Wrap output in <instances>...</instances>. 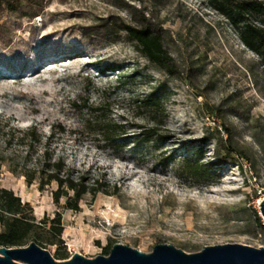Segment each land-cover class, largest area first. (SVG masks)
<instances>
[{
    "label": "rangeland",
    "instance_id": "rangeland-1",
    "mask_svg": "<svg viewBox=\"0 0 264 264\" xmlns=\"http://www.w3.org/2000/svg\"><path fill=\"white\" fill-rule=\"evenodd\" d=\"M128 3L147 11L173 60V75L143 56L124 32L116 33L121 22L133 21ZM157 84L167 113L159 132L168 137L134 146L135 134L150 126L134 100ZM82 99L105 103L106 116L120 125L114 143L89 130L86 110L72 107ZM34 124L41 143L33 157L48 146L75 175L88 182L104 177L107 191L83 195L72 210L65 198L53 200L55 183L39 188L37 176L28 183L19 169L13 171L24 147L6 133ZM224 126L248 155L242 171L237 161L216 158ZM196 150L213 172L207 185L178 173L180 156ZM171 154L175 161H163ZM34 165L32 159L28 166ZM0 185L21 197L36 222L60 214L63 244L46 249L65 250L68 258L75 252L93 258L114 243L142 252L168 243L188 253L224 243L264 246L260 58L206 0H33L14 12L2 10ZM38 231L53 238L46 227Z\"/></svg>",
    "mask_w": 264,
    "mask_h": 264
},
{
    "label": "trees",
    "instance_id": "trees-1",
    "mask_svg": "<svg viewBox=\"0 0 264 264\" xmlns=\"http://www.w3.org/2000/svg\"><path fill=\"white\" fill-rule=\"evenodd\" d=\"M33 0H0V11H16L22 4L30 3ZM155 1V0H150ZM207 5L215 9L220 15L224 16L229 24L239 30V38L243 45L259 58L264 68V0H206ZM128 9L133 15V21L122 23L116 33L124 32L128 41L135 44L136 49L145 56L151 63L160 69L174 74L173 60L164 48L162 36L153 30L150 18L139 5L128 3ZM37 15V14H35ZM107 24V23H106ZM161 84H157L149 91L139 94L134 100L136 110L142 112L150 123V126L135 134L134 146L149 142H158L166 139L168 135L160 133V127L164 125L167 113L163 101V94L160 90ZM81 104L72 103V107L78 111L86 110L88 117L85 124L89 130L98 135L104 143H114L120 136L117 131L120 127L113 119L105 114V103L97 105L90 104L82 99ZM58 128L62 130L61 126ZM55 126L45 137V142L50 141L51 135L55 132ZM226 138L217 137L215 141L216 158H224L230 161L241 162L242 158H248L246 152L235 146L231 142V132L224 126ZM8 140L15 139L19 145L24 147L21 155V164H14L13 171L19 169L25 181L31 183L38 177V187L42 188L50 183L56 184V189L52 192L53 200L58 202L62 197L65 198L67 208L77 210L83 195L89 193L96 196L105 193L109 183L104 177L93 178L88 182L84 175H75L73 170L68 167L62 157L53 159L48 146H44L41 154L33 157L37 152V145L41 143V136L37 131L36 124L24 130L12 132L11 128L6 133ZM171 154L163 161L172 159ZM236 156V157H235ZM34 159V166H28ZM175 161V158H173ZM241 171L242 164H239ZM178 173L186 181L203 182L208 184V179L213 172L209 165L202 161V153L196 150L195 153L180 156L177 160ZM113 193H117L119 188L114 184ZM0 246L18 247L26 246L30 241H35L38 245L46 248L49 244H63L62 233L63 225L60 214H55L49 221L42 220L36 222L31 209L22 202L21 197L12 189L0 185ZM48 229L51 237H43L38 229ZM110 245L104 247V255H107ZM56 259H68L69 254L65 250L55 249L51 252Z\"/></svg>",
    "mask_w": 264,
    "mask_h": 264
},
{
    "label": "water",
    "instance_id": "water-1",
    "mask_svg": "<svg viewBox=\"0 0 264 264\" xmlns=\"http://www.w3.org/2000/svg\"><path fill=\"white\" fill-rule=\"evenodd\" d=\"M259 209L264 224V196ZM0 264H264V246L224 243L188 253L168 243H157L150 252L114 243L107 255L89 258L75 252L68 259H56L49 250L30 241L26 246H0Z\"/></svg>",
    "mask_w": 264,
    "mask_h": 264
}]
</instances>
